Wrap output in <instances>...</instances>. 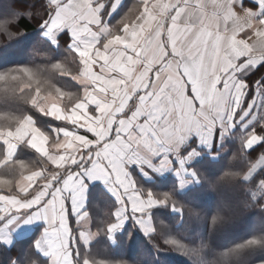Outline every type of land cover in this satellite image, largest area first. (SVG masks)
<instances>
[{"label":"snow or ice","instance_id":"obj_1","mask_svg":"<svg viewBox=\"0 0 264 264\" xmlns=\"http://www.w3.org/2000/svg\"><path fill=\"white\" fill-rule=\"evenodd\" d=\"M0 38V264H264V0H0Z\"/></svg>","mask_w":264,"mask_h":264},{"label":"trees","instance_id":"obj_2","mask_svg":"<svg viewBox=\"0 0 264 264\" xmlns=\"http://www.w3.org/2000/svg\"><path fill=\"white\" fill-rule=\"evenodd\" d=\"M0 39H2V38H0ZM174 255H179V254H175V253H174ZM180 258H181V259H185L184 257H180Z\"/></svg>","mask_w":264,"mask_h":264}]
</instances>
